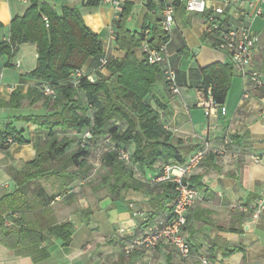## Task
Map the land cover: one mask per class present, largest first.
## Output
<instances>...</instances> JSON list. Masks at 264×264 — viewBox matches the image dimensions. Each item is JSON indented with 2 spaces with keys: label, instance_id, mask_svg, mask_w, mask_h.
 Instances as JSON below:
<instances>
[{
  "label": "crops",
  "instance_id": "obj_1",
  "mask_svg": "<svg viewBox=\"0 0 264 264\" xmlns=\"http://www.w3.org/2000/svg\"><path fill=\"white\" fill-rule=\"evenodd\" d=\"M45 1L58 14L65 5L77 8L85 24L97 34L103 52L115 58L125 56L126 52L114 43L116 14L110 4ZM126 1L131 4L127 27L140 32L148 19L159 20L162 8L172 0ZM25 3L0 0V41L8 39L9 24L24 13L29 6ZM207 5L205 13L186 12L182 6H175V24L166 43L165 64L176 73L179 93H171L165 87L164 75L156 84V93L168 102L171 110V115H164L165 126L191 145V152L209 144L208 153L190 175L196 176L194 181L202 185L198 189L201 198L187 212L185 234L191 246L190 257L180 258L176 249L165 243L122 253L126 241L167 219L173 195L165 186L152 192L128 189L122 192V200L113 201L104 189L97 188L100 156L105 149V144L97 142L91 147L92 168L87 179L75 182L70 190L54 198L49 196L54 189L46 179L29 182L20 212H12L22 216L25 226L41 233L50 225L70 222L73 231L68 245L47 237L38 246L16 251L0 243V264H264V213L254 219L250 212L234 207L236 202L249 204L264 194V16L256 13L259 5L255 0L228 4L207 0ZM217 9L222 10L226 25L246 26L257 35L247 70L258 73L263 83L255 86L248 75L234 67L232 83L222 104L224 113L219 108L207 113L198 88L200 69L215 62L231 63L229 56L211 46L209 39L201 40L204 17ZM133 53L138 60L142 59L140 48H134ZM36 57V46L30 42L10 56L0 54L1 101L8 102L13 90L25 95L43 81L30 75ZM91 59L82 66L83 71L88 70ZM189 69L194 72L189 73ZM101 72L109 74L105 68ZM32 96L21 99L18 108L0 105V132L12 124L23 129L29 138L28 143L0 146V198L17 189L19 172L35 158L32 141L37 138L36 125L18 117L43 114L48 109L43 100H33ZM163 164L162 160L156 161L150 172L157 173ZM45 251V257L35 259Z\"/></svg>",
  "mask_w": 264,
  "mask_h": 264
},
{
  "label": "trees",
  "instance_id": "obj_2",
  "mask_svg": "<svg viewBox=\"0 0 264 264\" xmlns=\"http://www.w3.org/2000/svg\"><path fill=\"white\" fill-rule=\"evenodd\" d=\"M30 2L22 15L11 20L8 39L0 41V54L9 56L26 42L35 44L36 65L30 75L43 80L25 95L13 90L10 100L6 103L0 100V105L18 108L21 99L33 95V100H43L48 109L43 114L18 117L36 125L37 138L32 141L35 158L19 172L17 189L0 198V243L16 251L38 246L47 237L68 245L73 231L70 222L50 225L41 233L25 226L22 216L12 217L11 213L20 212L29 182L46 179L54 189L49 196L54 198L70 190L75 182L87 179L92 168L89 155L93 144H105L97 188L104 189L113 201L122 200V192L128 189L152 192L165 186L169 195H173V202L175 184L152 178L164 164L180 163L191 152V145L175 137L165 126L164 115H171V110L168 102L156 93L157 81L168 65L148 64L133 53L144 40L155 49L167 43L170 35L162 30L160 19H148L140 32L130 31L127 18L131 4L125 1L113 20V29L116 47L126 54L115 58L103 52L97 34L85 24L77 8L65 5L58 14L45 1ZM83 2L89 6L99 4L97 0ZM208 39L214 46L215 35L204 32L201 40ZM89 58L91 65L83 71L81 68ZM102 59L106 60L104 65ZM234 67L232 62H215L200 69L198 88L204 99L210 92L217 108L225 101ZM104 68L108 75L101 72ZM75 70L81 74L76 76ZM192 71L189 69V73ZM175 81L178 87L176 73ZM164 83L173 93L166 80ZM45 86L54 90V96L43 93ZM0 140L1 148L9 143L29 142L24 130L12 124L0 132ZM121 151L128 153V160L121 157ZM158 160L164 164L157 173L150 172ZM194 179L196 176L189 175L185 180L202 189ZM41 192L46 193L43 188ZM5 221L11 224L5 225ZM185 230L186 225L184 234ZM46 255L45 251L35 259Z\"/></svg>",
  "mask_w": 264,
  "mask_h": 264
},
{
  "label": "built area",
  "instance_id": "obj_3",
  "mask_svg": "<svg viewBox=\"0 0 264 264\" xmlns=\"http://www.w3.org/2000/svg\"><path fill=\"white\" fill-rule=\"evenodd\" d=\"M27 2V0H20ZM95 1V0H83ZM126 0H97L98 3L110 4L115 10V14L119 13L122 5ZM223 3H231L237 0H220ZM258 3L256 13L264 16V0H255ZM248 1V5L251 6ZM182 6L186 12L205 13L208 5L207 0H172L166 3L161 10L160 24L162 30L169 36L175 24L174 8ZM222 10L217 9L206 14L204 17L205 33L215 35L214 48L224 51L231 62L243 74L248 75L251 82L259 87L263 80L256 72H248L247 68L250 62V56L254 50L255 44L258 41L257 35L246 26L230 27L224 23ZM145 34L149 37V29L145 30ZM142 60L148 64H164L166 63V43H162L158 49L151 47L146 40L140 46ZM106 63L105 59L101 60V64ZM75 75L81 74L80 70H75ZM165 80L173 93H179V88L176 85L174 70L167 66L164 69ZM43 93L48 96H54L55 92L49 86H45ZM201 105L207 113H212L217 105L214 103L210 92L208 91L207 98L202 100ZM219 108V107H218ZM224 113V108H219ZM209 151V144H203L194 149L180 163H167L162 166L160 173L152 178L154 181H169L175 184V197L171 205V212L167 219L157 226H154L149 231L142 235L136 236L123 245V253L128 254L135 248L152 249L159 243H165L174 247L180 258L187 259L190 256L189 242L184 234L186 225V215L188 210L201 198L200 191L191 186L187 179L193 170L201 163ZM121 157L128 160V153L121 151ZM234 207L242 212H250L254 219L260 218L264 213V194L260 195L249 204L240 202L234 203ZM12 217H17L11 213ZM11 222L5 221V225H10ZM206 263V260H202Z\"/></svg>",
  "mask_w": 264,
  "mask_h": 264
},
{
  "label": "rangeland",
  "instance_id": "obj_4",
  "mask_svg": "<svg viewBox=\"0 0 264 264\" xmlns=\"http://www.w3.org/2000/svg\"><path fill=\"white\" fill-rule=\"evenodd\" d=\"M43 1H45V0H43ZM46 2V1H45ZM30 0H27V2L25 3L26 5H30ZM231 83H232V81H231Z\"/></svg>",
  "mask_w": 264,
  "mask_h": 264
}]
</instances>
